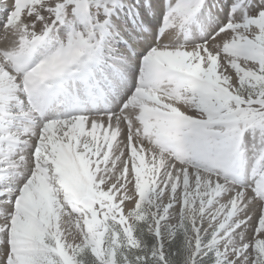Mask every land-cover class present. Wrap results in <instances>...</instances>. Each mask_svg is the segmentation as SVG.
Masks as SVG:
<instances>
[{
	"label": "snow or ice",
	"instance_id": "6c2138e0",
	"mask_svg": "<svg viewBox=\"0 0 264 264\" xmlns=\"http://www.w3.org/2000/svg\"><path fill=\"white\" fill-rule=\"evenodd\" d=\"M0 264H264V0H0Z\"/></svg>",
	"mask_w": 264,
	"mask_h": 264
}]
</instances>
